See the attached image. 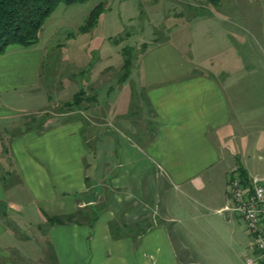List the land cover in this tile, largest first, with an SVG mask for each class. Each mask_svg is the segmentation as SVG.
I'll return each mask as SVG.
<instances>
[{
  "label": "crops",
  "instance_id": "1",
  "mask_svg": "<svg viewBox=\"0 0 264 264\" xmlns=\"http://www.w3.org/2000/svg\"><path fill=\"white\" fill-rule=\"evenodd\" d=\"M212 16L189 9L183 27ZM211 40L202 34L195 46L181 31L141 54L138 104L149 114L118 118L130 133L143 136L148 121L155 131L140 138L146 149L121 137L113 188L106 165L86 163L95 122L85 137L81 119L19 122L46 105L40 43L0 56V121L13 133L0 155L3 253L42 264L49 244L57 264H243L250 237L244 220L239 232L229 182L241 171L264 178L249 163L264 161V84L256 88L233 46L221 54Z\"/></svg>",
  "mask_w": 264,
  "mask_h": 264
},
{
  "label": "rangeland",
  "instance_id": "2",
  "mask_svg": "<svg viewBox=\"0 0 264 264\" xmlns=\"http://www.w3.org/2000/svg\"><path fill=\"white\" fill-rule=\"evenodd\" d=\"M189 9L197 13L211 11L213 16L209 22L192 21V25H188L190 27L184 28L183 16L189 15ZM181 31L188 33L195 46H201L199 38L202 34L212 36L211 43L218 45L221 54L233 46L235 57L250 68L256 88L264 84V0H222L217 6L208 4L206 0L61 3L45 21L38 41L45 49L42 64L45 108L36 114L23 116L19 122L22 119V123L31 119L36 123L50 119L54 122L81 119L83 137L91 130V122H95L98 138L87 145L89 157L86 163L90 169L97 165L101 172L106 165L112 172L106 183L113 188L112 177L119 173L115 165L119 161L121 137L146 149L141 139L155 131L148 121L138 127V134L143 136L130 133L122 128L118 118L121 112L133 121L139 113L149 114L145 113L146 106L141 108L138 104L145 89L139 84L140 71L136 63L150 44ZM259 82L261 85H257ZM69 103L73 109L68 108ZM7 129L0 121V155L8 153L6 147L13 133L9 135ZM18 130L17 124V128L10 131L16 133ZM249 163L264 176V161L252 155ZM96 212L98 217H103V209ZM237 220L242 233L244 221L238 216ZM170 228L172 231L173 226ZM48 248L42 264H57L49 244ZM14 260L0 250L1 264H15Z\"/></svg>",
  "mask_w": 264,
  "mask_h": 264
},
{
  "label": "trees",
  "instance_id": "3",
  "mask_svg": "<svg viewBox=\"0 0 264 264\" xmlns=\"http://www.w3.org/2000/svg\"><path fill=\"white\" fill-rule=\"evenodd\" d=\"M86 0H0V56L16 48H29L38 43L43 25L61 3ZM222 0H206L217 6ZM72 108V103L67 105ZM241 175H246L241 171ZM50 223H63L61 216L49 217Z\"/></svg>",
  "mask_w": 264,
  "mask_h": 264
},
{
  "label": "built area",
  "instance_id": "4",
  "mask_svg": "<svg viewBox=\"0 0 264 264\" xmlns=\"http://www.w3.org/2000/svg\"><path fill=\"white\" fill-rule=\"evenodd\" d=\"M231 210L245 221L250 237L243 264H264V178L234 174L229 182Z\"/></svg>",
  "mask_w": 264,
  "mask_h": 264
},
{
  "label": "water",
  "instance_id": "5",
  "mask_svg": "<svg viewBox=\"0 0 264 264\" xmlns=\"http://www.w3.org/2000/svg\"><path fill=\"white\" fill-rule=\"evenodd\" d=\"M95 199H96L95 194L90 193L85 197L84 202H85V204H90V203H93L95 201Z\"/></svg>",
  "mask_w": 264,
  "mask_h": 264
}]
</instances>
